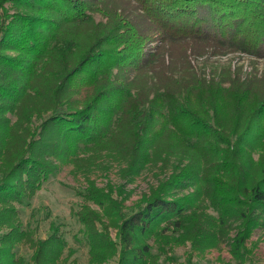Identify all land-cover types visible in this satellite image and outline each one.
<instances>
[{"label": "trees", "instance_id": "1", "mask_svg": "<svg viewBox=\"0 0 264 264\" xmlns=\"http://www.w3.org/2000/svg\"><path fill=\"white\" fill-rule=\"evenodd\" d=\"M233 52L264 58V0H0V264H24L18 246L69 264L60 227L35 239L17 205L63 164L110 161L127 183L172 173L130 207L125 185L88 179L89 264H197L225 241L228 264H257L264 77L194 59Z\"/></svg>", "mask_w": 264, "mask_h": 264}, {"label": "rangeland", "instance_id": "2", "mask_svg": "<svg viewBox=\"0 0 264 264\" xmlns=\"http://www.w3.org/2000/svg\"><path fill=\"white\" fill-rule=\"evenodd\" d=\"M197 56L195 61L207 68L206 71L224 73L230 67L242 69L248 73H255L258 77H264V58L249 56L238 52L223 55ZM203 67V68H204ZM172 173V164L163 167L162 163L149 164L132 182H125L120 176L119 164L110 161L93 167L87 175L75 172L72 165L63 164L57 174L50 179L38 194L24 204H18L21 218L25 228L32 231L35 239H45L51 232V225L60 227L61 233L67 241L64 258L69 264H89V243L83 234V226L74 216L73 211L79 210L83 202L80 192L87 186L88 179L96 182L99 187L108 184L118 186L125 185L127 192L131 193L126 205L132 206L142 195L149 193L151 187H156L159 181L168 178ZM231 232V236L235 234ZM111 235L116 239V231ZM250 246L253 247V258L257 264H264V228L258 229L252 239ZM229 241L223 242L218 248L212 249L206 255L196 261L197 264H227L231 262L229 253ZM17 257L24 260V264H32L33 251L28 246L16 248ZM186 248L178 247L174 250V258L185 261ZM116 264V259L106 263Z\"/></svg>", "mask_w": 264, "mask_h": 264}]
</instances>
